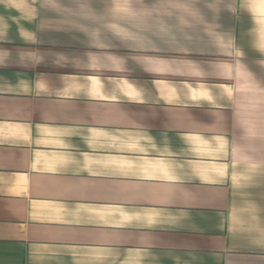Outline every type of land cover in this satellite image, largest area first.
<instances>
[{"label":"crops","instance_id":"crops-1","mask_svg":"<svg viewBox=\"0 0 264 264\" xmlns=\"http://www.w3.org/2000/svg\"><path fill=\"white\" fill-rule=\"evenodd\" d=\"M0 264H264V0H0Z\"/></svg>","mask_w":264,"mask_h":264}]
</instances>
